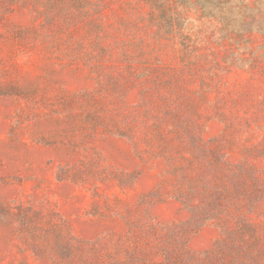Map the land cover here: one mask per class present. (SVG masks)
<instances>
[{"label":"rangeland","instance_id":"1","mask_svg":"<svg viewBox=\"0 0 264 264\" xmlns=\"http://www.w3.org/2000/svg\"><path fill=\"white\" fill-rule=\"evenodd\" d=\"M68 248L264 264V0H0V264Z\"/></svg>","mask_w":264,"mask_h":264},{"label":"trees","instance_id":"2","mask_svg":"<svg viewBox=\"0 0 264 264\" xmlns=\"http://www.w3.org/2000/svg\"><path fill=\"white\" fill-rule=\"evenodd\" d=\"M242 183H244L243 186H241ZM245 183L246 179L244 177L236 176L232 182V186L226 187L227 194L229 193L235 197H238L240 191L245 186ZM190 207L195 212L196 208L193 205ZM225 230H227V228ZM54 258L59 262L57 264H121L116 262L117 258L114 253H104L102 251L90 252L83 249L76 251L72 248H68L59 252V254Z\"/></svg>","mask_w":264,"mask_h":264}]
</instances>
